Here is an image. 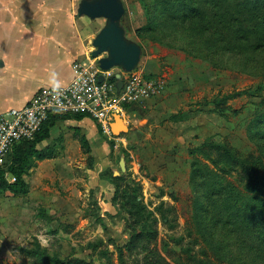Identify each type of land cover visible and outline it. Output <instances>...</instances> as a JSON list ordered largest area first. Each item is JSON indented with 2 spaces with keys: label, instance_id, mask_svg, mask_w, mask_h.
Listing matches in <instances>:
<instances>
[{
  "label": "rangeland",
  "instance_id": "374dc122",
  "mask_svg": "<svg viewBox=\"0 0 264 264\" xmlns=\"http://www.w3.org/2000/svg\"><path fill=\"white\" fill-rule=\"evenodd\" d=\"M80 1L62 0L60 16L76 15L89 63L99 65L92 41L106 18L79 16ZM162 1L123 0L121 23L142 46L135 69L162 77L163 89L126 115L134 135L130 128L116 137L102 132L108 149L99 165L73 135L71 155L58 165L33 159L27 193L0 188V264H63L22 251L39 245L68 264H264V219L241 216L223 184L229 179L244 189L247 175L209 145L264 159V21L232 3L224 7H234L229 17L214 7L174 11L172 0ZM104 72L113 81L127 71ZM107 162L110 182L99 174ZM257 168L264 176L261 159ZM133 202L145 206L157 229L146 249L124 246L143 227L131 214Z\"/></svg>",
  "mask_w": 264,
  "mask_h": 264
},
{
  "label": "crops",
  "instance_id": "0c3cea01",
  "mask_svg": "<svg viewBox=\"0 0 264 264\" xmlns=\"http://www.w3.org/2000/svg\"><path fill=\"white\" fill-rule=\"evenodd\" d=\"M61 1L0 0V60L3 62L0 65V113L12 107L25 105L42 86L70 82L75 74L73 67L75 60L90 62V53L83 49L84 31L82 27H77L75 14L71 19L66 15L61 18L60 14L64 10ZM80 22L85 23L86 20L81 18ZM56 28L59 30L58 35L52 40L49 36ZM32 30H35V33ZM149 97L151 96L123 104L120 114L124 115V123L127 122L128 112L135 114L140 109L139 104L144 103ZM133 107L135 108L130 111ZM125 124L130 128L129 124ZM85 125L87 130L91 129L88 131L89 134L85 133ZM91 132L94 137L89 136ZM129 132L131 135L135 133L131 128ZM73 135L78 150L83 148L80 136L84 135L87 138L89 151L86 152L92 158L95 156L99 165L98 159L106 155L104 150L108 148L104 144L99 124L89 115L57 120L50 127L49 136L37 143L40 150L53 148L55 154L37 160L54 163L63 156H68L70 154L68 144ZM116 136L114 134L111 137ZM108 167L100 170L99 174L102 180L110 182L109 177L104 175ZM6 175L10 180L11 175L9 173ZM23 176L29 186L25 177L27 173Z\"/></svg>",
  "mask_w": 264,
  "mask_h": 264
},
{
  "label": "built area",
  "instance_id": "2783aa9c",
  "mask_svg": "<svg viewBox=\"0 0 264 264\" xmlns=\"http://www.w3.org/2000/svg\"><path fill=\"white\" fill-rule=\"evenodd\" d=\"M74 77L60 85L42 86L21 107H12L0 113V165L9 162L13 147L24 139H32L43 126L50 113L84 112L93 117L103 132L114 135L111 122L120 113L124 103H132L155 96L164 87V79L147 76L133 69L127 71L119 90L117 79L104 74L98 63L81 60L73 62ZM9 171H7V174ZM11 174L10 180H15Z\"/></svg>",
  "mask_w": 264,
  "mask_h": 264
},
{
  "label": "trees",
  "instance_id": "16d2710c",
  "mask_svg": "<svg viewBox=\"0 0 264 264\" xmlns=\"http://www.w3.org/2000/svg\"><path fill=\"white\" fill-rule=\"evenodd\" d=\"M193 3L188 2L187 0H172V4L168 0H163L162 2L169 5L168 7L171 9H176L174 11L180 10L181 12H197L199 9H202L203 13L206 10H213L214 8L223 9L226 11V14L230 17L233 12L229 7L224 9L226 6H230L231 3L233 6L240 7V13H244L246 11L258 13L256 14L257 20L262 19L264 21V0H192ZM174 7V8H173ZM212 7V8H211ZM168 8V9H169ZM263 11V12H262ZM172 13V11L170 10ZM237 10H235V13ZM176 15V12L175 14ZM205 16V14L203 15ZM88 114L84 112H67V113H59L53 112L49 114L47 120L44 121L42 128L39 132H37L36 136L32 139H24L18 144H16L11 153L9 162L5 165H0V188L4 190H10L15 194L19 193H27L29 191V186L27 181L24 178V173L28 172V169L31 167L33 159H43L46 157H52L55 154L53 148H47L45 150H40L37 148V143L40 142L43 138L49 136L50 127L56 123L59 119H64L68 117L82 118L87 116ZM98 123V122H97ZM99 124V123H98ZM101 132H103L100 124H99ZM80 141L82 147L85 151H89V142L84 135L80 136ZM211 148H214L223 154L227 155L234 163L239 165L244 173L247 175V179L244 183V189H241L237 184H235L232 180H226V183L223 182L224 187L226 188L227 195L231 199V201L235 202L237 207H242L241 211L243 214L241 216H245L247 213H251L254 216L262 217L264 219V176L257 173L258 163L261 159L264 164L263 157H260L253 161L247 160V156L244 154L234 153V150L231 148L225 147L219 143H210ZM7 171L9 174L15 176V180L11 181L7 178ZM241 198V202L238 200ZM134 210L131 214H134L137 219L142 222V228H134L131 233L130 239L127 242L125 247L131 248L136 244L142 245L144 249H146V243L153 241L157 237V229L151 226V222L149 223V218L145 214V206L140 202H133ZM42 215L44 213L41 211ZM244 218V217H243ZM157 218L152 220V223H155ZM138 222V221H137ZM136 243V244H135ZM143 249V250H144ZM23 253L28 256H34L39 262H50V261H60L63 264H68L64 260H59L54 256L49 255L44 249L39 246L32 247H24L22 248ZM122 254V251H120ZM121 264H126L124 259L121 258ZM155 264V262H154Z\"/></svg>",
  "mask_w": 264,
  "mask_h": 264
},
{
  "label": "water",
  "instance_id": "95a60500",
  "mask_svg": "<svg viewBox=\"0 0 264 264\" xmlns=\"http://www.w3.org/2000/svg\"><path fill=\"white\" fill-rule=\"evenodd\" d=\"M125 13L123 0H81L78 5V15H87L90 18L104 17L106 24L93 38V57H99L98 62L103 70L114 66H120L125 71L136 68L141 54L142 46L126 36L121 19ZM106 53L105 56H99ZM3 62L0 60V65ZM117 87L120 90L123 85L121 74L117 75ZM104 74L99 75L102 81ZM111 122L112 132L115 135L127 132L129 127L124 123L120 113L114 114ZM123 161V160H122Z\"/></svg>",
  "mask_w": 264,
  "mask_h": 264
}]
</instances>
